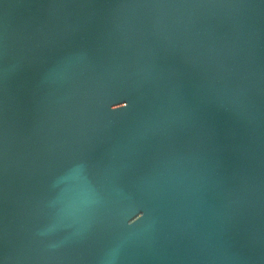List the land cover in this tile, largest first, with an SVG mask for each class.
<instances>
[{
	"label": "water",
	"instance_id": "obj_1",
	"mask_svg": "<svg viewBox=\"0 0 264 264\" xmlns=\"http://www.w3.org/2000/svg\"><path fill=\"white\" fill-rule=\"evenodd\" d=\"M0 264H264V0H0Z\"/></svg>",
	"mask_w": 264,
	"mask_h": 264
}]
</instances>
